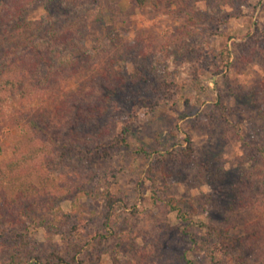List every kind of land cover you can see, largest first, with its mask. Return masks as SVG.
<instances>
[{
    "label": "rangeland",
    "instance_id": "obj_1",
    "mask_svg": "<svg viewBox=\"0 0 264 264\" xmlns=\"http://www.w3.org/2000/svg\"><path fill=\"white\" fill-rule=\"evenodd\" d=\"M73 2L34 0L19 32H0V57L46 52L66 28L87 49L75 74L0 114V164L37 152L46 166L32 172L49 179L19 207L51 198L64 214L26 220L19 264H264V0L188 13L182 0H88L85 18ZM186 24L195 43L172 42Z\"/></svg>",
    "mask_w": 264,
    "mask_h": 264
},
{
    "label": "trees",
    "instance_id": "obj_2",
    "mask_svg": "<svg viewBox=\"0 0 264 264\" xmlns=\"http://www.w3.org/2000/svg\"><path fill=\"white\" fill-rule=\"evenodd\" d=\"M33 1L0 0V30H2L0 32L7 30L19 32L28 22L25 12ZM137 1L140 5L149 3L156 5L161 0ZM193 1L195 0H182L185 7L188 8L186 13L192 12L193 6L191 2L193 3ZM73 5L81 11L82 18H85L83 12L88 6V0H74ZM194 21L192 16L187 18V23L195 24L196 21ZM83 22L86 28L85 24L87 21L84 20ZM194 35V32L186 24L173 34L171 41H182L184 42L183 46L190 45V43H195ZM184 40H189V42ZM52 41L55 42L56 46L46 52L39 46H37L38 50L34 47L32 50H21L19 52L9 48V50L4 52L3 57H0V114L3 112V106L8 103L9 98H12L13 95H22L25 91H29L31 86L32 91L43 92L54 83H58L77 72L81 65L78 56L87 50L81 42V32L66 28L61 31L56 40L52 38ZM227 55L230 56V52ZM43 65L48 67L47 72L44 76L38 77V72ZM31 76L35 79L34 83L29 82V77ZM83 117L91 118L92 116L90 113L85 114L83 112ZM37 154V152H16L14 158L6 161L3 165L0 164V227H2L0 228V250L10 249L5 254V264H19L21 261H26L24 256L20 255V251H16L17 248L24 245L26 220L33 224L44 223L46 217L44 213H47L48 209L53 210L56 215L63 214L60 206L58 207V204L51 198L50 203L44 204L46 206L45 210H37L35 202L29 204L27 209L19 207L21 199L36 196L39 193L36 186L40 184L43 187L49 180L48 176L43 177L40 172H32V168L39 171V166H46L43 165L42 161L38 162V164L36 162L38 169H36V165H32V161ZM34 161L37 160L35 159ZM263 171L264 168L260 167L258 169V172L262 173ZM77 190L83 194H88V190L80 186L77 187ZM104 195L105 208H107V213H110L114 209V200L110 193L104 192ZM169 203L174 210L178 211V216L185 221L186 214L181 207L176 202L170 201ZM32 211L35 212L34 215L31 214ZM2 233H6L10 237L9 239H12L9 242L8 240H3ZM257 237L254 236L253 238L257 239ZM18 239L19 242H17ZM71 247L77 253H81L83 249L80 244H75ZM190 262L187 260V263Z\"/></svg>",
    "mask_w": 264,
    "mask_h": 264
}]
</instances>
